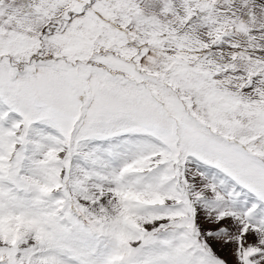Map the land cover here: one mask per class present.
<instances>
[{
	"label": "snow or ice",
	"instance_id": "snow-or-ice-1",
	"mask_svg": "<svg viewBox=\"0 0 264 264\" xmlns=\"http://www.w3.org/2000/svg\"><path fill=\"white\" fill-rule=\"evenodd\" d=\"M0 264H264V0H0Z\"/></svg>",
	"mask_w": 264,
	"mask_h": 264
}]
</instances>
